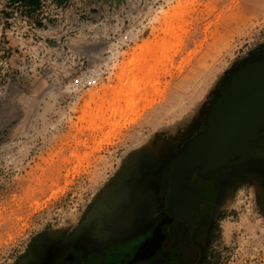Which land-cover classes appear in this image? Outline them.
<instances>
[{
	"label": "rangeland",
	"instance_id": "1",
	"mask_svg": "<svg viewBox=\"0 0 264 264\" xmlns=\"http://www.w3.org/2000/svg\"><path fill=\"white\" fill-rule=\"evenodd\" d=\"M159 42L166 51L148 82L114 99L123 67ZM258 52L264 0H0V264L51 239L73 264L119 258L116 241L89 256L87 215L120 200L101 217L122 228L138 208L163 205L156 174ZM203 192L201 264H264L258 180L229 166Z\"/></svg>",
	"mask_w": 264,
	"mask_h": 264
},
{
	"label": "water",
	"instance_id": "2",
	"mask_svg": "<svg viewBox=\"0 0 264 264\" xmlns=\"http://www.w3.org/2000/svg\"><path fill=\"white\" fill-rule=\"evenodd\" d=\"M234 162L264 163V52L240 61L213 96L202 129L160 169L157 179L166 209L160 220L150 223L154 233L137 257L144 258L156 250L161 244L162 226L173 214H182L187 222H197L192 238L200 247L195 264H201L204 246L196 234L208 221V215L202 213L203 189L215 186L223 170ZM104 203L100 202L83 222L87 227L92 223L96 226L95 237L101 244L109 238L123 241L139 232L138 226L122 232L106 229L101 216L112 204L106 202L102 209Z\"/></svg>",
	"mask_w": 264,
	"mask_h": 264
},
{
	"label": "flooded vegetation",
	"instance_id": "3",
	"mask_svg": "<svg viewBox=\"0 0 264 264\" xmlns=\"http://www.w3.org/2000/svg\"><path fill=\"white\" fill-rule=\"evenodd\" d=\"M229 166L236 168L239 176H252L256 178L264 192V163L234 162ZM157 182H159L158 179ZM159 192L160 190L158 191V193ZM205 200L206 195L204 193V201L202 205L203 214H207L203 212ZM119 201L120 200H118L117 203L111 205L108 211L113 208L112 206L117 205ZM162 203L163 205H161L160 202V206L153 210L149 207L138 208L135 213L134 219L128 226L122 228L111 226L108 221H104L101 217L103 226L111 231L122 232L130 230L133 226L139 227V232L136 235L131 236L130 238H127L123 241L117 240L116 238H109L101 244L95 237L97 228L92 223V225L90 226V235L97 239V243L96 245H94L91 251L88 250L89 256L91 254H93L94 256L95 252H97V248L105 246L107 242L111 243L112 241H116L119 242L118 246H126L125 249L122 248L121 250H119L118 253L120 257L118 258L117 256L115 257V255H112L109 257V259L106 258L104 261H102V263L98 264H187L192 257L194 248L197 247L200 252V247L192 238V232L197 224L196 220H193L192 223H189L186 221V215L182 214H173V217L162 226L163 235L161 244L156 250H154L144 258H140V256L137 257L138 252L142 250V247L145 244L146 240L150 238L154 233V228L150 223H156L158 220H160L163 212L166 209L167 203L164 201V199ZM206 224L202 225L197 230L196 234V239L201 242L203 246L204 240L199 236V232L206 226ZM182 229L186 231V235L184 237L181 235ZM80 238H84V236H81L79 238L75 237V239L77 240ZM56 242L57 241L54 239L42 240L38 247L35 250H31V252L25 257V259H23L19 264H73L70 261L73 257V251L71 253L70 249L64 251L57 250L58 245ZM107 252L109 251L107 250ZM96 255H100V253H96ZM100 256L103 257L102 254ZM199 256L197 260L199 259ZM197 260L193 264H195ZM82 264H95V261L93 260L92 262V260H85L82 262Z\"/></svg>",
	"mask_w": 264,
	"mask_h": 264
},
{
	"label": "bare ground",
	"instance_id": "4",
	"mask_svg": "<svg viewBox=\"0 0 264 264\" xmlns=\"http://www.w3.org/2000/svg\"><path fill=\"white\" fill-rule=\"evenodd\" d=\"M165 51H166V46L163 43L159 42L156 45H153L150 47L147 46V47L142 48V52H143V60H142L143 63L142 64L132 66L131 61H133V59H130L129 60L130 62L123 67V71L121 75L122 78H124L123 86L125 88H122V86H118L119 88L113 89L114 99L117 100L118 96L120 94L122 95V93H126L128 95L138 90L140 84L143 81L148 82V80H144V79L151 77V74L160 65L159 62L162 61L160 60V54L164 53ZM138 56H141V55H138ZM151 58L154 59V62H151L150 60Z\"/></svg>",
	"mask_w": 264,
	"mask_h": 264
}]
</instances>
